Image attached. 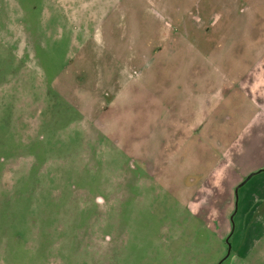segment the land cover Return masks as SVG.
Segmentation results:
<instances>
[{"label":"rangeland","instance_id":"rangeland-1","mask_svg":"<svg viewBox=\"0 0 264 264\" xmlns=\"http://www.w3.org/2000/svg\"><path fill=\"white\" fill-rule=\"evenodd\" d=\"M221 10L0 0V264H231L242 252L235 221L223 240L138 160L159 79L191 58L171 46H219ZM260 180L264 169L236 200Z\"/></svg>","mask_w":264,"mask_h":264},{"label":"crops","instance_id":"crops-1","mask_svg":"<svg viewBox=\"0 0 264 264\" xmlns=\"http://www.w3.org/2000/svg\"><path fill=\"white\" fill-rule=\"evenodd\" d=\"M219 2L221 12L210 18L219 22V46H171L191 58L172 62L157 82L152 128L139 140L138 160L175 192L193 220L223 240L235 221L242 252L231 264H264V245L258 246L264 180L239 193L238 201L235 194L240 182L264 169V157L257 158L264 143V0Z\"/></svg>","mask_w":264,"mask_h":264}]
</instances>
